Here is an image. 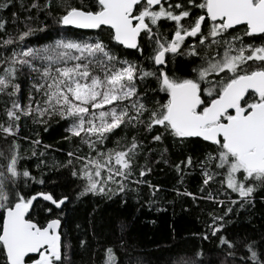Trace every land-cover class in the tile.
Segmentation results:
<instances>
[{"label":"snow or ice","instance_id":"6c2138e0","mask_svg":"<svg viewBox=\"0 0 264 264\" xmlns=\"http://www.w3.org/2000/svg\"><path fill=\"white\" fill-rule=\"evenodd\" d=\"M10 7L11 31L0 15V264H84L62 220L74 200L24 191L45 181L21 164V140L29 139L31 156L45 152L36 151L39 132L32 139L21 128L48 131L54 118L67 122L65 140L76 138L66 162L52 165L82 182L75 199L90 195L125 207L130 196L139 203L145 184L155 197L159 186L143 178L152 162L170 164V148L178 150L183 158L170 166L179 183L186 169L199 167L203 195L177 194L224 209L208 213L201 234L216 237L224 259L199 248L169 264H264V229L224 234L231 217L252 215L255 193H264V0H0V12ZM50 29L57 38L28 42ZM74 30L94 34L81 38ZM118 50H135L150 63ZM38 196L59 210L55 217L52 207L34 209ZM116 231L114 244L79 239V253L91 249V264H151L129 250L127 223L117 222Z\"/></svg>","mask_w":264,"mask_h":264},{"label":"trees","instance_id":"16d2710c","mask_svg":"<svg viewBox=\"0 0 264 264\" xmlns=\"http://www.w3.org/2000/svg\"><path fill=\"white\" fill-rule=\"evenodd\" d=\"M12 11H15V9L10 7L4 12H0V15L9 19V31L13 27L10 19ZM24 15L25 13H20L21 19ZM74 31L83 32L84 35L81 38H87L88 35L94 34L91 31ZM48 37L51 39L57 38L54 30L50 29L49 33L37 34L31 37L28 42L40 45L50 42ZM117 54L122 57L127 54L128 59L137 60L145 66L150 63L142 60L135 53V50H118ZM178 60H184V58H178ZM185 63H187L186 60ZM152 94L155 95V92ZM165 97L166 93L163 92L156 96L162 102L165 101ZM66 124V121L54 118L47 126L48 131H44L43 126H35L31 123L26 127H22L21 135L24 137L35 139L37 138L35 133L39 132L38 138L42 141V144L36 147V151L37 153L44 151L45 155L31 156L30 141L29 139H23L21 140V151L27 158L22 160L21 164L37 179L43 178L45 181L44 184L29 183V186L24 189L26 193L36 195L39 192H50L56 198L68 195L71 200H74V204L66 207L67 214L62 217V220L68 221L67 231L70 233L69 238L72 241L73 248L77 250L76 258L78 261L82 259L84 264H91L90 257L92 255L91 249H89L87 255L79 253V239H86L93 246L97 245V241L101 243L112 242L114 244L119 238L116 224L121 220L129 225V231L125 239L134 246L129 250L133 255L143 256L151 264H169L170 258L177 253L191 256L199 248L203 249L206 257L212 253L215 254V258L224 259L223 250L218 246L216 237L210 236L207 241L201 239V234L207 231V225L211 223V217L208 213L215 211L217 214H221L224 209L211 201L197 199L193 202L191 197L177 194L178 191L184 192L187 190L197 197L203 195L200 192L202 177L200 176L199 167L186 169L190 174L184 177L182 184L179 183L178 174L175 172L174 167L170 165L179 163L183 156L178 150L170 148V164H164L162 161L159 163L152 162L150 166L153 171L143 178L150 181L151 184L159 186L160 191L156 193L155 197L151 195V189L145 184L140 186L139 203H136L130 196L129 204L125 207H119L113 201L90 195L77 200L75 197L81 190L79 185L82 182L70 177L67 168L54 169L52 167L54 162H66V153L74 147L76 142V138L73 139L71 144L64 139L68 135L65 131ZM45 144L52 147L45 150L43 148ZM107 146L112 147V142L110 141ZM85 151H87L86 148ZM199 151L197 149L194 154V164L195 155ZM152 158L157 161L160 159L156 152L152 153ZM140 163H144L142 158ZM218 188L219 185H211L214 195L217 194ZM205 191L207 192L208 189H205ZM228 191L230 192V190ZM255 196L256 204L252 210V215L242 212L240 216H232L233 223L228 224L224 229L226 236L231 238L234 234L243 233L245 230L251 235L264 229V193L257 192ZM231 198L237 199L238 197L235 193H232ZM115 199H118V197ZM218 199H225V197L221 194L218 195ZM149 201H153L151 206L148 203ZM141 205L143 206L141 207ZM45 206L52 207L53 212L51 215L53 217L59 212L55 206L48 202L43 200L34 201V209L38 212ZM157 209H163V211H157ZM44 214L48 215V213ZM249 220L252 223H249ZM77 225H79V228L76 227ZM94 233L95 235H93ZM240 255H242V252L237 253L238 257ZM100 258V252H97L96 261H99Z\"/></svg>","mask_w":264,"mask_h":264},{"label":"water","instance_id":"95a60500","mask_svg":"<svg viewBox=\"0 0 264 264\" xmlns=\"http://www.w3.org/2000/svg\"><path fill=\"white\" fill-rule=\"evenodd\" d=\"M80 31H89V30H80ZM37 200H43V199H42V197H39V196H38V197H37ZM37 200H36V201H37ZM43 201H44V200H43ZM45 202H48V201H45ZM48 203H50V202H48ZM33 207H34V203H33Z\"/></svg>","mask_w":264,"mask_h":264}]
</instances>
